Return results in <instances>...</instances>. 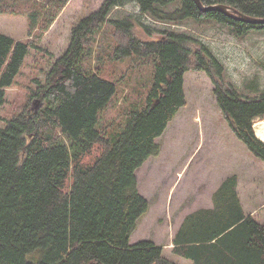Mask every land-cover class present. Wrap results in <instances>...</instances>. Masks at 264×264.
Segmentation results:
<instances>
[{"label":"trees","instance_id":"1","mask_svg":"<svg viewBox=\"0 0 264 264\" xmlns=\"http://www.w3.org/2000/svg\"><path fill=\"white\" fill-rule=\"evenodd\" d=\"M56 2L53 13L66 0ZM129 3L157 20L211 19L237 35L264 29V23L199 9L195 0H102L80 18L70 30L68 47L38 81L33 94L39 104L21 108L0 125V264H177L165 259L162 246L150 240L130 244L129 239L150 204L139 194L136 170L159 154L156 139L186 104L187 71L211 78L226 125L264 162V137L254 123L264 118V92L249 85L260 91L250 97L224 82L222 62L204 43L194 47L190 36L168 30L157 39L138 38L133 15L109 16ZM200 3L264 18V0ZM171 4L176 6L163 9ZM5 7L0 4V13L12 11ZM106 22L119 40L111 60L134 57L136 64L153 63L142 107L130 109L124 124L112 132L100 128L98 117L118 84L86 62ZM30 46L0 32V108ZM236 186V175L225 177L213 194L214 207L184 218L173 239L176 254L191 258L192 264H264V223L244 214Z\"/></svg>","mask_w":264,"mask_h":264},{"label":"rangeland","instance_id":"2","mask_svg":"<svg viewBox=\"0 0 264 264\" xmlns=\"http://www.w3.org/2000/svg\"><path fill=\"white\" fill-rule=\"evenodd\" d=\"M56 1L4 0L0 3L6 6L5 9H12L0 13V32L31 45L20 72L12 85L5 89L6 101L0 108V125L21 108L33 109L36 106L34 90L39 82H43L53 60L68 47L72 26L102 2L66 0L64 6L53 13L54 7L57 8ZM175 6L171 4L163 9L169 11ZM30 13H33L31 17ZM130 14L134 17L133 31L138 38L157 39L168 30L190 36L194 47L204 43L222 62L224 82L250 97L260 92L251 88L252 84L264 92V29L237 35L226 24L211 19L157 20L139 12L133 3L115 8L109 16L122 19ZM29 21H33L31 30ZM115 31L109 22L104 24L99 37L91 43L92 54L86 61L91 66H99L106 78L118 84L115 95L98 117L100 128L107 132L114 131L121 121L123 125L124 116L130 109L142 107L153 68V63L148 61L136 64L138 59L134 57L111 60V51L119 42ZM204 73L195 70L185 72L183 89L186 104L156 139L160 146L159 154L150 156L136 170L139 194L150 204L148 211L137 220L130 242L143 239L165 242L163 232L174 229L182 213L195 205L207 204L205 188H214L231 171L237 172L243 203H248L249 198L250 205H253H249L250 208L264 210V162L252 156L226 125L214 100L212 80ZM263 121L264 118H256L254 123L258 126ZM225 164L233 168L222 170ZM197 191L204 193L202 197H197ZM194 199L195 204L192 202ZM169 214L170 227L166 224ZM261 216L264 221V211Z\"/></svg>","mask_w":264,"mask_h":264},{"label":"crops","instance_id":"3","mask_svg":"<svg viewBox=\"0 0 264 264\" xmlns=\"http://www.w3.org/2000/svg\"><path fill=\"white\" fill-rule=\"evenodd\" d=\"M115 8H117V7H115ZM231 168H233V167L232 166L229 167L228 164L227 165L225 164L222 167V170L227 171V170H231ZM231 175H236L237 176V172H235V171L229 172L228 176H231ZM228 176L226 175V176L222 177L223 179L214 188L213 187H210V189L209 188H205V192H208V196H207L208 202H207V204H204V206H197V205H195V207L193 206V208L190 209L189 211H187L186 213H184V214L182 213L181 218H179V221H178L177 225L174 227V229H170V230H165L166 228L164 229L165 231L163 233H165V238H166L165 242L152 241L153 243L162 246V254L164 255L165 259L167 258V259H169L171 261H174L177 264H192L193 261H192L191 258H187L185 256L178 255V254H176L174 252V250H173V248H174L173 239H174L175 233L180 228V226H181V224L184 221V218L186 216L192 214L195 211L201 210V209H212L214 207V205H213L214 203H213V199H212L213 194L215 193V190L218 189L219 185L225 179V177H228ZM235 191L237 192V195H238V198L240 200V204L242 206L244 214L251 216L252 218H254L259 223H264L263 219L261 218L262 217L261 215H262V213L264 211L263 209L256 210V208L254 209V207L250 208L249 205L251 204L250 203L251 199H249V198H248V200H249L248 203L249 204L248 203H243L242 196H241V194L239 192V189H238V176H237V186H236V190ZM195 194L197 195L198 198H200V197H202V195L204 193L197 191ZM192 202H194V204H195V199ZM250 206H253V205H250ZM169 218H170V214H169L167 219H169ZM170 220L171 219H169V222L167 220V223H166L168 227H170ZM136 227H137V225H136ZM162 228H164V226H162ZM132 233H131V235H133ZM143 240H149V239H143ZM139 241H141V240L130 242V239H129L130 244H135V243H137Z\"/></svg>","mask_w":264,"mask_h":264},{"label":"water","instance_id":"4","mask_svg":"<svg viewBox=\"0 0 264 264\" xmlns=\"http://www.w3.org/2000/svg\"><path fill=\"white\" fill-rule=\"evenodd\" d=\"M195 1H196L197 6L199 7V9H202V10L215 9V10H218L220 12L225 13L229 17H232L234 19H238L240 21H246V22H252V23H264V18L260 19V18H255V17H251V16L247 17L246 15L235 10V8L233 9V8H230L229 6H226V5H212V6L206 7L200 3V0H195ZM36 103L39 104L37 101H36ZM254 134L256 137L257 136L256 133H254ZM259 140L262 141L261 139H259Z\"/></svg>","mask_w":264,"mask_h":264},{"label":"bare ground","instance_id":"5","mask_svg":"<svg viewBox=\"0 0 264 264\" xmlns=\"http://www.w3.org/2000/svg\"><path fill=\"white\" fill-rule=\"evenodd\" d=\"M258 126H259L258 129L260 130L262 137H264V121L262 123H259Z\"/></svg>","mask_w":264,"mask_h":264}]
</instances>
